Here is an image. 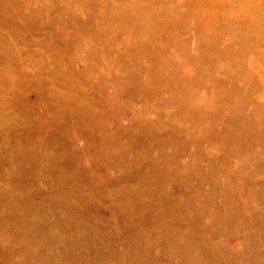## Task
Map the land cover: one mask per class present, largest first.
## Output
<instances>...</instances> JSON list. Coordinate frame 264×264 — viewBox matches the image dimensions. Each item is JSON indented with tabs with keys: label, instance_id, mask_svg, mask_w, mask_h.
<instances>
[{
	"label": "rangeland",
	"instance_id": "374dc122",
	"mask_svg": "<svg viewBox=\"0 0 264 264\" xmlns=\"http://www.w3.org/2000/svg\"><path fill=\"white\" fill-rule=\"evenodd\" d=\"M0 264H264V9L0 0Z\"/></svg>",
	"mask_w": 264,
	"mask_h": 264
},
{
	"label": "bare ground",
	"instance_id": "6f19581e",
	"mask_svg": "<svg viewBox=\"0 0 264 264\" xmlns=\"http://www.w3.org/2000/svg\"><path fill=\"white\" fill-rule=\"evenodd\" d=\"M240 1H250V2H252L257 8L264 9V0H240Z\"/></svg>",
	"mask_w": 264,
	"mask_h": 264
}]
</instances>
